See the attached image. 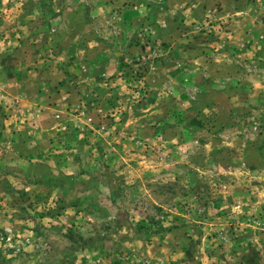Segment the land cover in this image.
Masks as SVG:
<instances>
[{
  "label": "rangeland",
  "instance_id": "obj_1",
  "mask_svg": "<svg viewBox=\"0 0 264 264\" xmlns=\"http://www.w3.org/2000/svg\"><path fill=\"white\" fill-rule=\"evenodd\" d=\"M0 264H264V0H0Z\"/></svg>",
  "mask_w": 264,
  "mask_h": 264
}]
</instances>
